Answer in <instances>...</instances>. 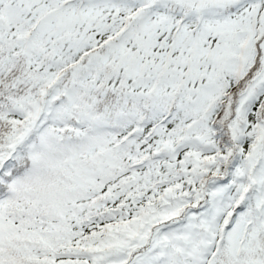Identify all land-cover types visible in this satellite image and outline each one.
<instances>
[{"label":"snow or ice","instance_id":"obj_1","mask_svg":"<svg viewBox=\"0 0 264 264\" xmlns=\"http://www.w3.org/2000/svg\"><path fill=\"white\" fill-rule=\"evenodd\" d=\"M0 264H264V0H0Z\"/></svg>","mask_w":264,"mask_h":264}]
</instances>
